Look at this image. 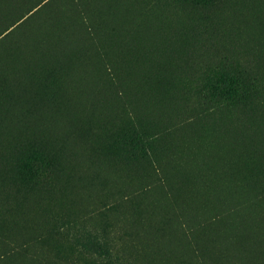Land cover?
<instances>
[{
  "label": "rangeland",
  "instance_id": "obj_1",
  "mask_svg": "<svg viewBox=\"0 0 264 264\" xmlns=\"http://www.w3.org/2000/svg\"><path fill=\"white\" fill-rule=\"evenodd\" d=\"M0 264H264V0H0Z\"/></svg>",
  "mask_w": 264,
  "mask_h": 264
},
{
  "label": "trees",
  "instance_id": "obj_2",
  "mask_svg": "<svg viewBox=\"0 0 264 264\" xmlns=\"http://www.w3.org/2000/svg\"><path fill=\"white\" fill-rule=\"evenodd\" d=\"M123 134L124 138H130V145L136 148H141V145L146 143L142 136ZM52 164L53 162L48 157H44L41 152H27L24 157L19 158L17 173L23 183L33 181L39 184L48 178Z\"/></svg>",
  "mask_w": 264,
  "mask_h": 264
}]
</instances>
